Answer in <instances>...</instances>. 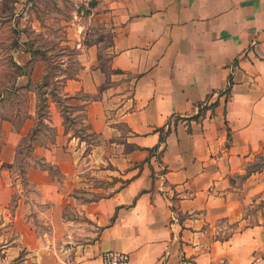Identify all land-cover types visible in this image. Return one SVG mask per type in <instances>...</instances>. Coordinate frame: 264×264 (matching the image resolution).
Listing matches in <instances>:
<instances>
[{"label":"crops","instance_id":"0c3cea01","mask_svg":"<svg viewBox=\"0 0 264 264\" xmlns=\"http://www.w3.org/2000/svg\"><path fill=\"white\" fill-rule=\"evenodd\" d=\"M88 11L60 43L77 69L23 31L11 57L24 71L0 94V212L16 195L49 206L47 243L22 228L26 258L264 264V223L249 214L260 204L264 216V171L250 173L264 147V0H96ZM24 28L39 25L24 16ZM84 174L106 194L81 198L104 192Z\"/></svg>","mask_w":264,"mask_h":264},{"label":"rangeland","instance_id":"374dc122","mask_svg":"<svg viewBox=\"0 0 264 264\" xmlns=\"http://www.w3.org/2000/svg\"><path fill=\"white\" fill-rule=\"evenodd\" d=\"M96 0H0V94L10 90L11 85L16 79V71L12 65V52L18 48V42L21 33L24 31L28 36L31 35L34 40L41 45V50L51 52L52 56L63 54L68 57L67 61L70 68L77 69L78 65L75 61L76 50L71 46L60 44L67 34L73 35L76 24L80 26L86 24V17L90 5H94ZM26 16L33 18L39 25L38 32L30 31L29 28L18 30L21 19ZM40 49H36V53L43 55ZM50 61V60H49ZM58 60L53 58L50 61L51 72L58 67ZM14 63V62H13ZM15 64V63H14ZM68 69H62L60 73L67 72ZM54 76L50 75L45 82L48 84L49 93L54 97L56 94V83ZM42 94V93H41ZM69 108L64 109V120L68 127L73 126L75 133L80 134V129H76L78 118H72ZM29 145H24L17 159V170L15 175L18 178L23 177V155L28 150ZM264 160L262 156H254L253 163L261 164ZM264 165V163H263ZM84 182L101 187L104 192L83 196L87 192H78V195L84 199L101 197L106 194V183L102 180L89 178L84 174ZM93 196V197H92ZM34 198L28 194L24 198L20 195L13 197L12 201L5 206L6 212H0V264H34L29 258H26L27 251L23 249V242H31L30 235H22L24 224L30 230L36 229V237L42 238V243H47L45 236L48 237L49 220L46 217L49 206H36ZM261 205L257 204L249 209L250 221L264 223V216L260 210ZM69 219L75 218V213L71 207L65 208ZM19 216L16 221L13 217ZM25 223H23V218ZM30 234V233H29ZM86 238V237H83ZM264 258V252L258 254V258Z\"/></svg>","mask_w":264,"mask_h":264},{"label":"built area","instance_id":"2783aa9c","mask_svg":"<svg viewBox=\"0 0 264 264\" xmlns=\"http://www.w3.org/2000/svg\"><path fill=\"white\" fill-rule=\"evenodd\" d=\"M101 264H130L128 254L115 251H106L101 254Z\"/></svg>","mask_w":264,"mask_h":264},{"label":"trees","instance_id":"16d2710c","mask_svg":"<svg viewBox=\"0 0 264 264\" xmlns=\"http://www.w3.org/2000/svg\"><path fill=\"white\" fill-rule=\"evenodd\" d=\"M17 42L15 41L13 44H16ZM12 67H13V69L16 71V76H19L20 74H22L23 73V71H24V69L22 68V67H19V66H17L16 64H14L13 62H12ZM14 84V83H13ZM229 92V90L227 89L226 90V93H228ZM68 99H72V98H68ZM33 133V132H32ZM30 140L32 139V136H30V138H29ZM160 141L162 142L163 141V139H160ZM263 153H264V147L262 148V151L259 153V154H257L256 156H262L263 155ZM263 162L261 163V164H254V163H252V165H251V167H250V173H260V172H262V171H264V165H263V163H264V160H262ZM263 204V203H262ZM263 260H264V258H262Z\"/></svg>","mask_w":264,"mask_h":264}]
</instances>
